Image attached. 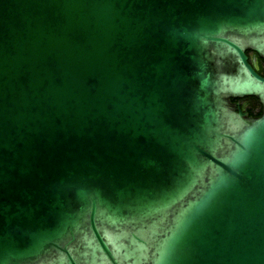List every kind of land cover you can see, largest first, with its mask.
Instances as JSON below:
<instances>
[{"label":"water","instance_id":"1","mask_svg":"<svg viewBox=\"0 0 264 264\" xmlns=\"http://www.w3.org/2000/svg\"><path fill=\"white\" fill-rule=\"evenodd\" d=\"M247 52L264 0H0V264H264Z\"/></svg>","mask_w":264,"mask_h":264},{"label":"trees","instance_id":"2","mask_svg":"<svg viewBox=\"0 0 264 264\" xmlns=\"http://www.w3.org/2000/svg\"><path fill=\"white\" fill-rule=\"evenodd\" d=\"M250 52H247V54H249ZM254 57H257L254 54ZM257 61H258V69H256L257 73L259 75L264 74V63L262 62V60L260 58L257 57ZM249 62L252 64V59L249 57ZM254 100V104L252 107H249L247 109V112L249 113V116L252 117H258L261 114V106L259 104V102L257 101V99L252 98V97H247V98H243L244 101H248V100Z\"/></svg>","mask_w":264,"mask_h":264},{"label":"flooded vegetation","instance_id":"3","mask_svg":"<svg viewBox=\"0 0 264 264\" xmlns=\"http://www.w3.org/2000/svg\"><path fill=\"white\" fill-rule=\"evenodd\" d=\"M248 55H249V57L252 59V62H253V59H255V60H256V63H258V61H257V57H254V54L249 53ZM255 60H254V61H255ZM261 76L264 77V74L261 73ZM243 101H244L243 99H233V100H232L233 103H237V104L239 105L241 111H243V112H247V108H244V107L242 106V102H243ZM248 101H252V102H254V100H252V99H250V100H248Z\"/></svg>","mask_w":264,"mask_h":264},{"label":"rangeland","instance_id":"4","mask_svg":"<svg viewBox=\"0 0 264 264\" xmlns=\"http://www.w3.org/2000/svg\"><path fill=\"white\" fill-rule=\"evenodd\" d=\"M254 60L255 59H253V62H254ZM254 65H255V67H256V69H258L259 67H258V63H254ZM253 105H255L254 104V102H252V101H243L242 102V106L244 107V108H249V107H252Z\"/></svg>","mask_w":264,"mask_h":264}]
</instances>
